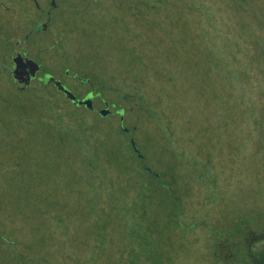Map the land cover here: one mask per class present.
Masks as SVG:
<instances>
[{"label":"rangeland","instance_id":"obj_1","mask_svg":"<svg viewBox=\"0 0 264 264\" xmlns=\"http://www.w3.org/2000/svg\"><path fill=\"white\" fill-rule=\"evenodd\" d=\"M53 1L0 0V264H264V0Z\"/></svg>","mask_w":264,"mask_h":264},{"label":"flooded vegetation","instance_id":"obj_2","mask_svg":"<svg viewBox=\"0 0 264 264\" xmlns=\"http://www.w3.org/2000/svg\"><path fill=\"white\" fill-rule=\"evenodd\" d=\"M52 6H55V4H53ZM31 28V27H30ZM45 29H43L42 28V24H41V26H36V25H34L30 30H28L27 31V35L25 34L24 35V40L25 41H28V47L30 48V47H32L33 46V43L32 42H30L29 41V38H30V35L32 34V33H34V32H39V31H44ZM16 42H17V40H15ZM19 43H21V45H22V39H21V41H18L17 42V44H19ZM36 44V43H35ZM36 46V45H35ZM27 47V46H26ZM24 48V47H23ZM28 49V48H27ZM48 50H50V48H45L44 49V54H46L47 55V52H48ZM22 52H23V50L22 49H20V50H17L16 52H15V54L16 53H20L23 57H26V58H30L29 56H27V55H23L22 54ZM36 62L39 64V66H40V68H39V70L36 72V74H35V76L31 79V81L33 80V79H40V78H43V76H44V74H48V73H50V72H48V70H45V65H46V63L44 64V63H42V60L41 59H39V60H36ZM68 65L67 64H62L61 65V68H60V70L58 71V72H62L61 70H63V73H66V74H69V72L67 71L68 70V67H67ZM55 79H57V78H55ZM77 79V81L80 83V84H86V83H89V81L87 82L86 81V79H84L83 77L81 78V76L80 77H77L76 78ZM60 81V80H59ZM61 82V81H60ZM62 83V82H61ZM53 84V83H52ZM63 84V83H62ZM73 92V91H72ZM88 94H91L92 95V108H89V109H95L94 107V102H95V100H98L99 101V103H97L98 105H100L98 108H96V111H97V113H98V111L100 110V109H102V108H108L109 109V112L106 114V115H104V116H102V117H104V118H106L107 116H109V115H112V116H118V118H119V121H120V128L124 131V132H126V133H130V131H131V128H134L133 126L131 127V128H129L128 126H125L124 125V123H123V119H124V117H123V113H124V109L122 108V107H119V106H117L115 103H113L112 101H110L108 98H106V97H103V96H105V95H101V93H98V92H96L95 90H90V89H86L85 91H84V94L81 96V97H79V96H77L76 95V97L78 98V99H82V98H84L85 96H87ZM83 105V104H82ZM83 106H85V105H83ZM86 107V106H85ZM87 108V107H86ZM111 108V109H110ZM132 141V138H131V136H129V145H130V147H131V149H132V151L135 153V155L140 159V161L142 162V164H143V168L145 167V165H144V161H143V156H140V155H138V153H140V152H138L135 148H133L132 147V145H131V141ZM136 144V143H135ZM136 147H137V145H136ZM145 169L147 170V168L145 167ZM261 233L259 232L258 234H256V235H254V237L255 238H257V240H258V238L261 236L260 235ZM260 260V259H259Z\"/></svg>","mask_w":264,"mask_h":264},{"label":"water","instance_id":"obj_3","mask_svg":"<svg viewBox=\"0 0 264 264\" xmlns=\"http://www.w3.org/2000/svg\"><path fill=\"white\" fill-rule=\"evenodd\" d=\"M52 5L54 1L51 0ZM46 23H42V28L46 29ZM13 67L11 70V75L13 79L17 82L18 85L25 87L30 84L31 79L35 76L36 72L39 70V64L31 58L23 57L20 53H16L12 56ZM46 81L53 83L55 87L64 93V95L71 100L74 104L77 105H85L87 108H92V95L88 94L82 99H78L76 95L66 88L58 79L51 74L46 75ZM109 112V109L102 108L98 111L101 116L106 115ZM132 147L135 148L134 143H132ZM136 149V148H135ZM138 155H140L138 153ZM141 156V155H140Z\"/></svg>","mask_w":264,"mask_h":264},{"label":"trees","instance_id":"obj_4","mask_svg":"<svg viewBox=\"0 0 264 264\" xmlns=\"http://www.w3.org/2000/svg\"><path fill=\"white\" fill-rule=\"evenodd\" d=\"M7 74L10 76V78L14 81V83H15V85H17V87L18 88H21V89H30V88H28L29 87V85L28 86H25V87H22V86H19L18 84H17V82L13 79V77H12V75H11V72L10 71H8L7 72ZM44 81H46V79H44L43 78V82ZM42 82V83H43ZM46 82H48V81H46ZM30 83H31V81H30ZM48 83H50V82H48ZM44 84V83H43ZM51 85H53L54 87H55V85L54 84H52V83H50ZM55 89H57L56 87H55ZM58 90V89H57ZM59 91V90H58ZM59 92H61L63 95H64V93L62 92V91H59ZM65 96V95H64ZM66 97V96H65ZM67 98V97H66ZM68 99V98H67ZM71 101V100H70ZM72 102V101H71ZM73 103V102H72ZM99 114V113H98ZM100 115V114H99ZM101 116V115H100ZM147 172H148V170H146ZM148 173H151L150 171L148 172ZM151 175L152 176H155V174H153V173H151ZM260 231H258L257 233L255 232H253L252 230H249L247 233H248V235H246L245 236V238L248 240H253L254 239V235H256V234H258ZM229 233H231V230H227V231H225V239H223L222 241H228V239L226 238V237H229ZM260 233H262V232H260ZM233 260V259H232Z\"/></svg>","mask_w":264,"mask_h":264}]
</instances>
